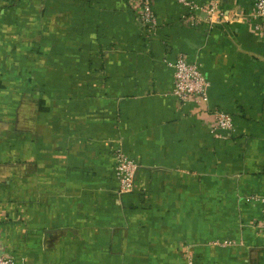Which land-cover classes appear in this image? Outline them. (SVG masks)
<instances>
[{"label":"crops","instance_id":"0c3cea01","mask_svg":"<svg viewBox=\"0 0 264 264\" xmlns=\"http://www.w3.org/2000/svg\"><path fill=\"white\" fill-rule=\"evenodd\" d=\"M253 1L224 0L231 21L195 28L175 0H151L147 37L126 0H0V239L15 264H264ZM178 57L231 131L177 104ZM116 149L137 164L128 194Z\"/></svg>","mask_w":264,"mask_h":264},{"label":"built area","instance_id":"2783aa9c","mask_svg":"<svg viewBox=\"0 0 264 264\" xmlns=\"http://www.w3.org/2000/svg\"><path fill=\"white\" fill-rule=\"evenodd\" d=\"M135 15V22L140 26L141 31L147 37L151 36L157 27V21L152 9L151 0H126ZM182 5L187 13L183 16L186 23L192 27L206 24L212 28L217 24L231 21L229 13L222 8L224 0H209L205 5H196L189 0H175ZM202 13V16L199 15ZM246 21L253 32L264 40V0H254L252 8L246 14ZM172 91L171 95L182 107L193 103L202 111L209 113L211 121V133L218 136L220 133L229 132L233 128L232 116L218 108L208 107L209 82L204 77L196 62H190L178 57L172 64ZM208 107V108H207ZM113 178L118 183L120 195L131 193L134 190V179L137 171V164L120 149L113 153ZM261 207L262 220L259 229L264 231V197L250 198ZM0 264H15L12 258L7 255L2 247L0 239Z\"/></svg>","mask_w":264,"mask_h":264}]
</instances>
